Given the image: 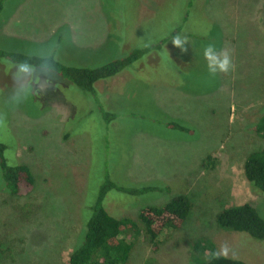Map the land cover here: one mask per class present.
Here are the masks:
<instances>
[{
  "label": "rangeland",
  "instance_id": "1",
  "mask_svg": "<svg viewBox=\"0 0 264 264\" xmlns=\"http://www.w3.org/2000/svg\"><path fill=\"white\" fill-rule=\"evenodd\" d=\"M1 1L0 49L7 52L95 68L152 49L97 82L93 97L52 71L51 86L39 88L41 77L32 85L38 92L22 93L32 77L14 80L18 64L0 60L4 157L26 165L35 182L21 196L0 187V264H68L106 178L162 189L107 193L106 211L139 226L145 206L179 194L192 204L186 222L164 232L156 251L136 236L127 264H192L198 239L217 252L226 242L228 258L263 264L264 241L222 231L214 219L248 203L264 220V195L251 191L243 174L245 158L264 149V137L252 130L264 111V0ZM176 35L187 38L186 52L173 45ZM209 44L230 52L234 70L209 73ZM171 122L189 133L169 130ZM208 155L216 158L211 170L201 166Z\"/></svg>",
  "mask_w": 264,
  "mask_h": 264
},
{
  "label": "trees",
  "instance_id": "2",
  "mask_svg": "<svg viewBox=\"0 0 264 264\" xmlns=\"http://www.w3.org/2000/svg\"><path fill=\"white\" fill-rule=\"evenodd\" d=\"M1 9L2 1L0 2V12ZM150 49L152 48L133 50L124 57L95 68L65 66L55 60L53 56H29L7 52L3 49H0V60L12 64L25 62L35 68H46L93 97L94 85L97 82L118 75ZM113 118L112 114H107L105 117L107 122L112 121ZM165 126L169 130L189 133L187 128L174 122L167 123ZM252 130L258 136L264 137V111L258 117ZM6 150L7 145L0 143V187L13 196L30 193L35 183L30 169L22 164H7L4 157ZM215 164L216 158L208 155L201 166L205 170H211ZM243 174L249 189L257 195H264V149L252 152L245 158ZM110 191L138 196L149 192H161L162 189L159 187L126 188L118 186L106 178L91 207V216L86 222L82 219L84 228L82 241L70 253L68 264H127L136 236L143 234L148 239L152 250L156 251L162 234L181 228L189 218L192 209L188 196L174 195L160 207L145 206L140 209L137 217L142 226H139L130 218H115L106 211L104 200ZM214 222L222 231L243 233L255 241H264V220L251 204L244 203L223 208L215 215ZM216 252L211 241L198 239L191 247L190 261L192 264H246L228 257L216 258Z\"/></svg>",
  "mask_w": 264,
  "mask_h": 264
},
{
  "label": "clouds",
  "instance_id": "3",
  "mask_svg": "<svg viewBox=\"0 0 264 264\" xmlns=\"http://www.w3.org/2000/svg\"><path fill=\"white\" fill-rule=\"evenodd\" d=\"M172 43L175 47L180 48L182 52H186L187 48L185 45L188 43L187 38H182L180 35H176L172 38ZM147 46V45H145ZM204 58L207 61L208 71L211 75L215 76L217 73L227 74L229 71L234 70L235 65L233 64L232 57L230 52L227 49H222L217 51L215 46L209 44L204 49ZM28 73L32 79L24 84L19 91L22 93L38 92L39 88H45L51 86V81L53 76L51 72L42 68L39 74L36 73V69L33 65H30L25 62H21L17 65V72L14 74V80L19 79L22 74ZM43 78V83L39 84V88H33V83H38ZM230 253V248L225 242L220 246L218 252L215 253L216 258L224 257L227 258ZM234 255V253H233Z\"/></svg>",
  "mask_w": 264,
  "mask_h": 264
}]
</instances>
